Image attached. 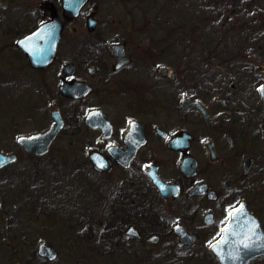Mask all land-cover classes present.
I'll return each mask as SVG.
<instances>
[{"label": "flooded vegetation", "instance_id": "1", "mask_svg": "<svg viewBox=\"0 0 264 264\" xmlns=\"http://www.w3.org/2000/svg\"><path fill=\"white\" fill-rule=\"evenodd\" d=\"M51 7L62 22L60 40L53 60L46 66H34L17 41L49 19ZM211 10L212 0H86L76 15L66 17L61 0H0V98L4 91H18L24 85L19 80L24 70L31 81L43 86L41 98L46 102L53 98L56 104L48 111V126L21 135L48 130L54 122L53 110L62 120L47 150L40 154L25 152L17 142L21 135L15 138V151L0 141L1 151L17 157L3 168L18 161V151L45 157L59 133L83 134L88 171L108 178L89 176L107 183L100 196L97 187L83 180L94 189V198L82 202L77 215L82 234L91 231L95 244L91 248L89 242L83 244L88 253L82 261L79 257V264H220L211 245L238 206L254 215L264 230V162L245 151L251 127L261 113L234 108L227 95L234 83L213 77ZM234 13L232 8L226 16ZM202 41L205 45L200 48ZM191 44L197 50L191 58L196 62L182 64L188 56L181 45ZM117 58L121 62L116 67ZM52 82L55 87L48 86ZM69 82L74 83L72 90L77 95L60 91V85L66 84L70 92ZM80 82L87 84L80 86ZM108 93L130 103L132 111L110 116L92 104ZM182 98L199 101L208 119L197 107L184 111ZM31 107L43 117L40 105ZM94 109L102 110L111 123L109 136L102 137L100 127L85 123ZM176 140L182 142L172 145ZM91 149L107 156L108 171L93 167L87 157ZM183 158H187V172L180 168ZM55 199L39 198L41 205L34 213L44 221L43 229L39 230L40 224L31 229V234H41L35 237L42 236L33 238L32 251L40 264L67 262L61 259L68 257L69 250L64 248L69 246V222L62 220L57 236L47 233L46 219L65 205L56 204ZM0 200L2 211L1 194ZM3 227L0 264H15L20 254L19 232L13 238L14 225ZM41 243L54 249L56 256L40 255ZM263 258L254 257L248 264Z\"/></svg>", "mask_w": 264, "mask_h": 264}, {"label": "rangeland", "instance_id": "2", "mask_svg": "<svg viewBox=\"0 0 264 264\" xmlns=\"http://www.w3.org/2000/svg\"><path fill=\"white\" fill-rule=\"evenodd\" d=\"M232 8L235 9V13L227 17L226 14ZM211 13V36L214 48L212 50L214 51L212 55L214 59L211 63L213 77L217 75L215 77L238 83V80L234 77V69H240L241 67H238L237 64L231 66L230 61L241 60L244 67H246L244 69L241 68L243 70L241 71L242 76L245 75L248 79L247 83H245V89H242L244 91L242 98L245 99V96H248L247 100L251 103L249 105L252 106H243V108H248L251 111L250 107H253V111L260 112L261 117L256 119L257 124L251 127V132L248 136L249 142L245 146V151L250 154L255 153L264 162V109L261 108V101L256 90V86L259 83L264 84V61L262 60V56L264 57V0H212ZM40 20L41 18L37 21ZM190 41L194 43L193 38ZM2 43L3 39H0V46H2ZM204 45L205 41H202L200 48ZM193 47H195L193 44L187 47L181 45L180 50H187L188 56L187 60H182V64L196 62V60L191 59L194 58V53L197 52V50H194L196 47ZM60 50L64 49L60 48ZM199 51L203 52L204 50ZM189 68L192 69L193 67L189 66ZM205 69L207 71L209 67ZM27 74L24 70L19 72V80L24 83L23 87L21 86L18 91L6 90L3 92V97L0 98V110L4 113L0 112V141L3 146L14 151L17 149L15 138L18 135L27 134L49 125L48 111L56 104L53 98H49L48 102H46V98H41L40 89L43 86L36 84V81H31ZM52 84L48 86L55 87V83L52 82ZM21 88L28 90L33 95L35 94V97ZM119 99V97L108 93L101 100L92 104H98L100 108L112 116L115 114L125 115L132 111L128 107L130 103L121 102ZM31 102L34 106H41L43 117L38 110L31 107L33 105ZM243 108L240 110H244ZM236 109L239 110L237 107ZM42 123L43 126L40 125ZM83 139V134L67 135V133H59L53 141L50 152L45 157L34 158L32 155L18 151V161L0 170V194L5 201L4 209L0 211V229L3 225V228L8 227L11 229L14 225L15 230L13 228L14 232L12 234H15V236L13 238H17V233L19 232L20 254L15 260V264H40L32 251L35 248L33 238L42 236L35 237V235L41 234H31V229L35 230L36 225L39 228L40 224L39 230L44 228L42 218L34 215L36 206L41 205L39 198L40 201L42 199L49 200L51 198L55 199L54 197L58 195L55 199L56 204H65L62 209L55 210L46 219L49 237H54L61 233L62 220L69 222V246L64 248L69 250L68 257L62 258V261L67 259L66 264H79V257L82 261V255H87L88 253L84 249L83 244L85 242L88 244L89 242L90 248L95 244L94 238L91 237V231L86 230L83 233L85 236H83L81 221L77 213L82 202L93 201L94 189L91 186L97 187L98 196H100L99 192L101 191L102 193L103 187H105L104 190L106 189L107 183L103 184L102 181L90 178L98 179L100 175H104L88 171L90 167L84 160L86 149L83 148ZM38 173L41 174L37 175ZM33 175L39 176V178ZM103 179L107 181V175ZM83 180L91 186L87 185ZM98 186H101V190ZM59 191L61 192L60 195ZM30 195L33 199L29 198ZM29 200L31 204H29ZM88 206L84 209L85 215L89 212ZM48 207H50V204L47 205ZM37 213L46 216L44 212ZM3 218H5V221H3ZM18 225L19 228H17ZM64 230H66L65 225ZM0 237L2 236L0 235ZM80 248L84 249V251L79 252ZM94 252L96 255V251ZM65 254H67L66 251ZM57 260L59 262L60 258ZM254 264H264V258L254 262Z\"/></svg>", "mask_w": 264, "mask_h": 264}, {"label": "water", "instance_id": "3", "mask_svg": "<svg viewBox=\"0 0 264 264\" xmlns=\"http://www.w3.org/2000/svg\"><path fill=\"white\" fill-rule=\"evenodd\" d=\"M85 1L61 0L64 16L72 17L76 15ZM61 29L62 22L57 16L55 8L51 7L49 19L40 22L32 31L22 36L17 41V44L34 66H46L54 58L56 47L60 40ZM120 62L121 60L117 58L115 66H119ZM73 84V82L68 83V87L71 88L70 92L65 90L66 84L60 85V91L68 95H77L72 90ZM78 84L82 86L87 83L80 82ZM86 91L87 88L85 89ZM257 92L264 105V85H258ZM181 103L184 111L190 107H197L202 111L203 118L208 119L209 113L199 101H190L182 98ZM52 119L54 122L48 130L17 138V142L23 147L24 151L40 154L47 150L48 145L62 125V120L56 110L52 111ZM85 123L91 127H100L102 137L109 136L112 125L103 115L102 110L94 109L90 111L85 118ZM181 142L182 140H176L172 142V145L177 146ZM87 157L95 169L99 171L109 170L110 163L107 156L99 151L91 149L88 151ZM16 158L15 153H4L0 150V168L15 161ZM101 164H103V167L100 166ZM180 168L183 172L188 171L187 158H183ZM211 249L218 257L220 264H247L252 258L264 255V230L254 215L245 207L238 206L231 211L229 221L224 226L221 236L212 243ZM38 253L49 258L56 256L54 249L43 243L39 245Z\"/></svg>", "mask_w": 264, "mask_h": 264}, {"label": "trees", "instance_id": "4", "mask_svg": "<svg viewBox=\"0 0 264 264\" xmlns=\"http://www.w3.org/2000/svg\"><path fill=\"white\" fill-rule=\"evenodd\" d=\"M262 60L264 61L263 56H262ZM241 63H242L241 60L230 61L231 66L233 64H237L238 67H241L243 69L246 68V67H244L243 63L242 64ZM241 68L240 69H234V73H235L234 77H235V79L238 80V83L235 82L233 88H230V90L227 92V95L230 97L231 103H234L233 104L234 108L237 107L239 109H242L243 106L247 107L246 104L247 105L251 104V103H249V101L247 99L242 98V95H243L242 93L244 91H242L241 89H245V86H246L245 83H247L246 81H248V79L245 77V75L242 76L241 71H243V70H241ZM214 71H215V69H214ZM238 77H240V78H238ZM234 88H236V89H234ZM250 108H251V111H253V107H250ZM244 110L250 111V110H248V108H246Z\"/></svg>", "mask_w": 264, "mask_h": 264}, {"label": "snow or ice", "instance_id": "5", "mask_svg": "<svg viewBox=\"0 0 264 264\" xmlns=\"http://www.w3.org/2000/svg\"><path fill=\"white\" fill-rule=\"evenodd\" d=\"M100 166L103 167V164H101Z\"/></svg>", "mask_w": 264, "mask_h": 264}, {"label": "bare ground", "instance_id": "6", "mask_svg": "<svg viewBox=\"0 0 264 264\" xmlns=\"http://www.w3.org/2000/svg\"><path fill=\"white\" fill-rule=\"evenodd\" d=\"M249 261H250V260H249ZM249 261H248V262H249ZM248 262H247V264H248Z\"/></svg>", "mask_w": 264, "mask_h": 264}]
</instances>
